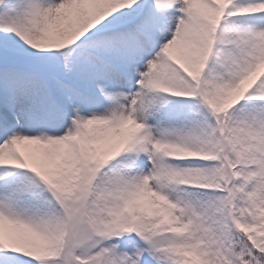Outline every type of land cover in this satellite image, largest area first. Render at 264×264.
<instances>
[{
	"label": "snow or ice",
	"instance_id": "1",
	"mask_svg": "<svg viewBox=\"0 0 264 264\" xmlns=\"http://www.w3.org/2000/svg\"><path fill=\"white\" fill-rule=\"evenodd\" d=\"M0 264H264V0H0Z\"/></svg>",
	"mask_w": 264,
	"mask_h": 264
}]
</instances>
